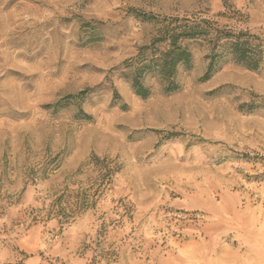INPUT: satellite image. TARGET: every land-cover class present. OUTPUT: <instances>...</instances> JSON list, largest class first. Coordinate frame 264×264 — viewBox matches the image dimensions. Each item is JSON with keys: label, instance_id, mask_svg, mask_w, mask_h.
<instances>
[{"label": "rangeland", "instance_id": "1", "mask_svg": "<svg viewBox=\"0 0 264 264\" xmlns=\"http://www.w3.org/2000/svg\"><path fill=\"white\" fill-rule=\"evenodd\" d=\"M0 264H264V0H0Z\"/></svg>", "mask_w": 264, "mask_h": 264}, {"label": "trees", "instance_id": "2", "mask_svg": "<svg viewBox=\"0 0 264 264\" xmlns=\"http://www.w3.org/2000/svg\"><path fill=\"white\" fill-rule=\"evenodd\" d=\"M213 25V22L204 20L199 24L182 26L183 29L180 33L172 35L171 46L173 49L164 56L166 58L164 59L163 70L171 72L180 62L188 64L190 53L187 48L178 46L180 37H202L210 44L209 71L225 61H234L254 70L259 69L263 55L261 45L255 41L258 38L248 32L234 33L231 30H219Z\"/></svg>", "mask_w": 264, "mask_h": 264}]
</instances>
